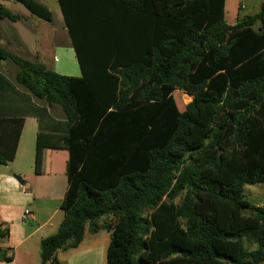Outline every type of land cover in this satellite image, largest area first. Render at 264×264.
<instances>
[{
    "label": "trees",
    "instance_id": "obj_1",
    "mask_svg": "<svg viewBox=\"0 0 264 264\" xmlns=\"http://www.w3.org/2000/svg\"><path fill=\"white\" fill-rule=\"evenodd\" d=\"M12 1L52 20L37 0ZM57 2L81 76L0 50L16 82L67 119L63 218L39 264H60L85 225L109 231L105 264L263 261L264 205L243 191L264 183V0L233 24L223 0ZM0 18L20 17L0 5ZM174 89L191 96L182 110Z\"/></svg>",
    "mask_w": 264,
    "mask_h": 264
},
{
    "label": "crops",
    "instance_id": "obj_2",
    "mask_svg": "<svg viewBox=\"0 0 264 264\" xmlns=\"http://www.w3.org/2000/svg\"><path fill=\"white\" fill-rule=\"evenodd\" d=\"M37 1L48 8L45 0ZM241 1L223 0L228 24L244 16L236 12L245 6ZM13 2L0 0L2 7L20 17L14 21L0 18V50L36 60L59 75L81 76L62 16L60 31L53 27L54 9L61 15L57 0L56 6L51 3L50 22L33 19L24 7L26 11ZM226 4L232 6L227 8ZM61 34L62 42L58 40ZM17 71L10 59L0 56V153L9 155L13 151L11 160L0 164V230L7 229V235L0 238V249L11 253V259H0V264H39L40 239L54 233L63 218L59 203L67 188V119L59 104L36 97L17 83ZM183 93L179 89L171 92L177 107L179 100L186 104ZM187 97L190 101L191 96ZM100 230L90 232L85 225L76 247L55 252L58 262L96 264L102 259L105 264L109 231Z\"/></svg>",
    "mask_w": 264,
    "mask_h": 264
},
{
    "label": "rangeland",
    "instance_id": "obj_3",
    "mask_svg": "<svg viewBox=\"0 0 264 264\" xmlns=\"http://www.w3.org/2000/svg\"><path fill=\"white\" fill-rule=\"evenodd\" d=\"M261 1H263V0H242L241 1V4L242 5H245L244 6V8L243 9H237L238 8V5L240 4H236V9H237V15L240 17V16H242V15H251V14H254V13H256L257 11H258V9H259V4H260V2ZM45 2H46V4H47V6H48V9L51 11V12H53V7H52V4L54 5V6H56V2H55V0H52L51 1V3H50V1L49 0H45ZM13 3H15V5L17 6V7H19L20 9H22L23 11H26L24 8H23V6L22 5H20L19 3H16V2H13ZM232 6V5H231ZM229 4H226V7L228 8V7H231ZM55 11H54V20H53V27H55L56 28V30H59L60 31V27H59V25H60V23H61V15H60V13H59V11H57L56 9H54ZM231 14V13H230ZM228 16H229V13H228ZM32 18L33 19H38V18H36L35 16H32ZM45 23V22H44ZM63 34H61V36H60V38L58 39L60 42H62V40H63ZM182 96H183V98H184V101H185V103H187L188 101H189V99H188V95L186 94V93H183L182 94ZM179 105H178V107H179V109L180 110H182L183 109V105H184V103H182L180 100H179ZM250 191V192H249ZM243 193H244V197L249 201V202H254V203H259V204H261V205H264V184H262V183H255V184H251V185H245L244 186V191H243ZM178 200H179V197L177 196L175 199H174V201L175 202H178ZM102 221H110V218H109V216H105V217H101V218H99L98 220H96V223H100V222H102ZM105 229L104 228H101V230H100V232L101 233H105ZM244 246H245V248L246 249H251V248H254L255 247V245H253V244H247V243H244ZM104 261L102 260V259H98L97 261H96V264H104L103 263ZM258 264H264V260L263 261H261V262H259Z\"/></svg>",
    "mask_w": 264,
    "mask_h": 264
}]
</instances>
